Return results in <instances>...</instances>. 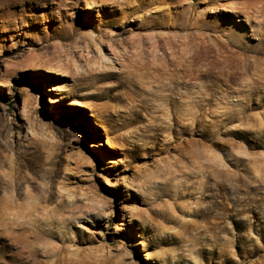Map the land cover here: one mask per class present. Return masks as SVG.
Listing matches in <instances>:
<instances>
[{
  "label": "rangeland",
  "instance_id": "374dc122",
  "mask_svg": "<svg viewBox=\"0 0 264 264\" xmlns=\"http://www.w3.org/2000/svg\"><path fill=\"white\" fill-rule=\"evenodd\" d=\"M264 0H0V264H264Z\"/></svg>",
  "mask_w": 264,
  "mask_h": 264
},
{
  "label": "bare ground",
  "instance_id": "6f19581e",
  "mask_svg": "<svg viewBox=\"0 0 264 264\" xmlns=\"http://www.w3.org/2000/svg\"><path fill=\"white\" fill-rule=\"evenodd\" d=\"M264 8V7H263Z\"/></svg>",
  "mask_w": 264,
  "mask_h": 264
}]
</instances>
